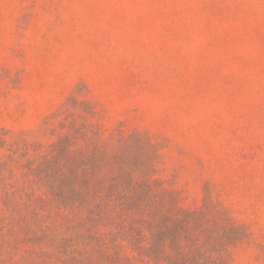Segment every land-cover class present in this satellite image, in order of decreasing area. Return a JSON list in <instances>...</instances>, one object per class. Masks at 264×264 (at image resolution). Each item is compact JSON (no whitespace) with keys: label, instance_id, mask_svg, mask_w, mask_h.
<instances>
[{"label":"rangeland","instance_id":"obj_1","mask_svg":"<svg viewBox=\"0 0 264 264\" xmlns=\"http://www.w3.org/2000/svg\"><path fill=\"white\" fill-rule=\"evenodd\" d=\"M0 130V264H264V0H0Z\"/></svg>","mask_w":264,"mask_h":264},{"label":"trees","instance_id":"obj_2","mask_svg":"<svg viewBox=\"0 0 264 264\" xmlns=\"http://www.w3.org/2000/svg\"><path fill=\"white\" fill-rule=\"evenodd\" d=\"M0 132L7 133L3 130H0ZM0 143H3L1 138ZM52 150V160L56 161V164H60L62 168H66L65 172H63V175L60 177V183H68L72 185L75 183L82 184L84 182V173L78 174L77 168L83 166L84 163L90 159L89 155L86 153V149H84V152L74 154L70 152L69 147L65 142H59L52 145ZM54 155H63V159H59V157ZM76 198L82 201L85 198V194L82 192L77 193Z\"/></svg>","mask_w":264,"mask_h":264}]
</instances>
